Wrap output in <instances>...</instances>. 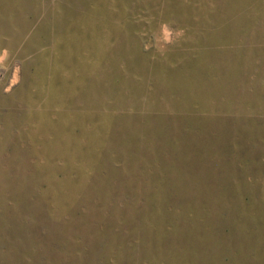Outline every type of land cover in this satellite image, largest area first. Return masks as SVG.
Returning a JSON list of instances; mask_svg holds the SVG:
<instances>
[{
    "label": "rangeland",
    "instance_id": "obj_1",
    "mask_svg": "<svg viewBox=\"0 0 264 264\" xmlns=\"http://www.w3.org/2000/svg\"><path fill=\"white\" fill-rule=\"evenodd\" d=\"M0 264H264V0H0Z\"/></svg>",
    "mask_w": 264,
    "mask_h": 264
}]
</instances>
